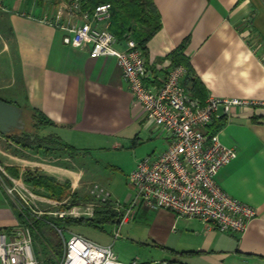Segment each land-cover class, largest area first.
I'll use <instances>...</instances> for the list:
<instances>
[{
    "label": "crops",
    "instance_id": "1",
    "mask_svg": "<svg viewBox=\"0 0 264 264\" xmlns=\"http://www.w3.org/2000/svg\"><path fill=\"white\" fill-rule=\"evenodd\" d=\"M152 1L162 28L144 46L150 83L160 86L180 65L172 54L184 47L192 71L185 84L192 95L198 80L206 97L247 102L233 106L215 133L238 153L216 180L233 199L255 208L256 218L238 236L208 231L200 220H177L167 210L141 207L135 219L144 216L149 238L161 247L167 249L176 236L183 241L176 256L185 264H264V0ZM57 9L51 1L0 0V99L46 120L43 140L76 150L48 156L45 147L28 149L0 135L1 230L20 223L1 181L16 185L31 173L78 189L92 177L99 181L98 170L87 162L91 151L135 145L142 135L166 147L165 135L134 99L116 59H92L63 43Z\"/></svg>",
    "mask_w": 264,
    "mask_h": 264
},
{
    "label": "built area",
    "instance_id": "2",
    "mask_svg": "<svg viewBox=\"0 0 264 264\" xmlns=\"http://www.w3.org/2000/svg\"><path fill=\"white\" fill-rule=\"evenodd\" d=\"M59 1L55 25L65 32L63 43L92 59L115 58L134 99L165 135L166 147L144 157L128 175L134 196L126 206L116 203L121 214L114 226V243L141 207L167 210L177 220H200L208 231L234 236L245 233L256 218L255 208L233 199L216 180L238 153L235 147L220 144L210 128L228 119L233 106L247 102L213 96L200 100L185 84L189 71L184 65L174 66L160 86H153L143 47L130 34L119 40L111 32L109 4L89 8L84 0ZM0 171L4 174L2 168ZM31 226L30 222H20L15 228L0 229V264H41ZM59 233L64 235L63 230ZM113 244L108 247L71 234L70 239L63 237L62 257L56 264H185L179 260L141 262L137 258L124 263Z\"/></svg>",
    "mask_w": 264,
    "mask_h": 264
},
{
    "label": "rangeland",
    "instance_id": "3",
    "mask_svg": "<svg viewBox=\"0 0 264 264\" xmlns=\"http://www.w3.org/2000/svg\"><path fill=\"white\" fill-rule=\"evenodd\" d=\"M41 1L44 3L51 1L55 6L60 4L59 0ZM127 27L125 34H130L132 37L140 29L135 23H131ZM25 121V131H16L12 134V137L29 142L34 150L39 149L40 146L45 147L43 154L48 156L54 153H63V148L59 149L54 143L43 140L45 138L41 134V122H38L31 113H25ZM163 148V143L155 136L148 138L146 135H142L135 145L122 146L118 150L91 151L87 162L91 164L92 169L98 170L99 181H94L92 177L91 182L80 186L78 189H73L65 184L61 185L67 188L66 195L62 199L53 196L45 188L34 186L31 183L28 184L26 180L28 176L29 178L41 176H35L31 173L26 174L24 180L16 183V185L15 182L14 184H8L5 181L2 185L12 204L23 214L24 223L30 222L33 226V222L34 224L38 220L41 222L37 224V231L34 232L33 239L35 252L41 264L58 263L61 258L48 248L47 242L54 250H59L61 246L63 247V237L70 239L71 234L82 235L100 245L108 247L112 245L114 243V226L93 229L80 226L74 221L93 219L96 207L106 203L111 205L115 212L121 214V211L116 209V203L118 202L120 206H124L123 203L127 196L134 194L133 189L127 183V177L131 170L144 157L152 154L153 151H162ZM96 187L103 190V193L98 192ZM13 189H16V191ZM107 194H109V197H107ZM56 219L69 220L71 223L59 222L55 226L53 221ZM149 225L150 223L140 214L129 225L121 228L120 238L113 244V250L119 256V259L124 263H129L135 258L141 262L179 260L180 258L176 256L178 254L176 249L182 245L183 241H179L176 236L173 237L167 249L161 247L149 238ZM59 230H63V236L59 233Z\"/></svg>",
    "mask_w": 264,
    "mask_h": 264
},
{
    "label": "trees",
    "instance_id": "4",
    "mask_svg": "<svg viewBox=\"0 0 264 264\" xmlns=\"http://www.w3.org/2000/svg\"><path fill=\"white\" fill-rule=\"evenodd\" d=\"M85 4L89 8H95L100 5L109 4L112 10V18H111V25L110 30L111 32L118 38H122L123 35L127 32V26L131 25V23H135L140 29L138 32L134 33V40L138 41V43L143 47L145 51V44L147 41L152 38L154 34H156L161 27L160 18L155 10L154 4L152 0H84ZM183 49L184 47H180L176 52L172 54L180 65H184L188 68L189 74L188 77L191 76L192 71L190 65H188L187 60L183 57ZM193 95L198 97L200 100L205 101L206 95L205 90L202 84L198 80H193ZM35 119L40 123V125H46L48 122H43L37 116ZM24 121H25V114H24ZM226 120H221L216 125L211 128V133L215 134L218 132L221 127L224 126ZM26 124V121H25ZM26 129V126H25ZM24 129V131H25ZM23 131V132H24ZM22 132V131H21ZM13 134V133H12ZM12 134L6 135L16 144L22 145L26 148H32L30 143L24 141L23 139H17L12 137ZM63 151L75 153L73 147H64ZM28 184L31 183L34 186H40L41 188L47 189L53 196L59 197L62 199L66 195L67 188L58 184L54 179L42 176L41 177H33L26 178ZM16 214L18 216L19 221L24 223L23 214L16 209ZM119 214L115 212L111 208V205L105 204L100 207H96L94 211V218L87 221H74L77 222L78 225L83 226L85 228H93V229H102L105 226H115L119 224ZM40 220L36 221L35 224L33 222L32 226V233L37 231V224L41 223ZM59 222L61 223H68L71 221L64 220V219H56L53 221V224L56 226ZM48 248L55 252V255L61 258L63 247L61 246L59 250H54L52 246L47 242Z\"/></svg>",
    "mask_w": 264,
    "mask_h": 264
},
{
    "label": "water",
    "instance_id": "5",
    "mask_svg": "<svg viewBox=\"0 0 264 264\" xmlns=\"http://www.w3.org/2000/svg\"><path fill=\"white\" fill-rule=\"evenodd\" d=\"M148 78L151 77L150 67L146 64ZM24 112L21 108L0 99V135H9L25 129Z\"/></svg>",
    "mask_w": 264,
    "mask_h": 264
}]
</instances>
